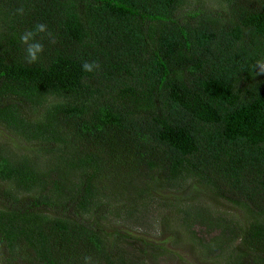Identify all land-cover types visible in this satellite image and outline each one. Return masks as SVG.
<instances>
[{"label": "trees", "instance_id": "16d2710c", "mask_svg": "<svg viewBox=\"0 0 264 264\" xmlns=\"http://www.w3.org/2000/svg\"><path fill=\"white\" fill-rule=\"evenodd\" d=\"M215 4L0 0V264H160L153 203L210 264H264V0Z\"/></svg>", "mask_w": 264, "mask_h": 264}, {"label": "rangeland", "instance_id": "374dc122", "mask_svg": "<svg viewBox=\"0 0 264 264\" xmlns=\"http://www.w3.org/2000/svg\"><path fill=\"white\" fill-rule=\"evenodd\" d=\"M207 4L212 3L214 6L215 0H204ZM0 137L10 140L11 146L14 149L22 150L24 144L20 143L13 137H11L2 127H0ZM156 204L153 203L150 207H148V212L145 214L144 225L139 228L133 226L131 228V232L135 233H144L145 236L150 238V240H159L163 235L166 237L163 245L167 247L169 250L167 255L160 256V264H210V262L205 261L202 258V255L197 250V247L192 242L188 241V238L182 234L180 239H175L171 232L166 229L162 230L160 226L159 219L161 218V211L155 209ZM213 206V207H212ZM211 208H220L225 210L228 208L227 203H219L217 205H212ZM180 231H182L180 229ZM222 263V260H220ZM223 264V263H222Z\"/></svg>", "mask_w": 264, "mask_h": 264}, {"label": "clouds", "instance_id": "9594fccd", "mask_svg": "<svg viewBox=\"0 0 264 264\" xmlns=\"http://www.w3.org/2000/svg\"><path fill=\"white\" fill-rule=\"evenodd\" d=\"M19 15L25 14V9L23 6L19 7L17 10ZM43 34V35H42ZM40 37V39H37ZM48 38L51 43H55L56 40L51 32L48 30V26L44 23H38L31 30H26L21 36L20 41L22 44L26 45V55L25 61L28 64L37 63L45 51V46L43 40ZM101 65L96 61H85L82 64V68L85 72L93 73L99 70ZM259 72L258 74H264V61L258 62L257 65ZM86 264H90L91 257L85 258Z\"/></svg>", "mask_w": 264, "mask_h": 264}]
</instances>
